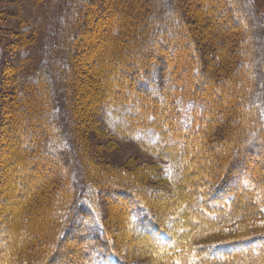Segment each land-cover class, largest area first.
<instances>
[{
    "label": "trees",
    "instance_id": "trees-1",
    "mask_svg": "<svg viewBox=\"0 0 264 264\" xmlns=\"http://www.w3.org/2000/svg\"><path fill=\"white\" fill-rule=\"evenodd\" d=\"M6 1L9 0H0ZM11 1L18 3L19 30L14 31L16 39L10 40L7 38L10 30L0 28V115L6 109L4 104L7 101L8 109L19 113V124L14 128L16 132L21 130L22 138L27 141L21 148L20 169L26 173L23 185L28 191L32 185L34 189L37 185L47 189L51 175L57 184L51 189L54 192L49 199L43 202L42 218L44 214L52 213V222L58 224L61 219L62 223L48 246L43 249L38 244L37 254L42 255L34 264H129L119 253L115 237L106 236L109 230L93 201L80 204L90 216L80 230L82 234L76 247L61 249L69 224H73L75 216L78 218L77 210L68 207L75 198L73 193L77 192L78 196L84 192L85 182L98 184L100 189V179L104 174L103 171L98 174L99 170L94 168L90 171L84 163L79 120L83 121V116L87 118L89 115L77 114L74 106L78 96L77 73L83 60L80 58L81 45L87 40L90 5L95 1L104 6V14L114 10L117 14V20L107 33L100 80L92 89L98 98L95 119L102 127L107 123L103 130L114 137L132 138L144 149L168 158L172 170L170 177L177 181L175 188L184 190L181 194L183 200L176 209L183 210L184 204L187 207L182 220L186 227L177 224L178 216L170 217L174 215L170 210L166 213L170 225L165 228L146 199L136 196L126 186H110L125 194L126 198L118 210L123 215L124 228L129 226L127 233L141 235L146 242V251L152 255V260L144 263L264 264V231L209 242L199 238L238 219L264 217V173L261 169L255 173L246 167L247 152L264 148V101L261 98L264 95V12L261 5L255 0H232L238 10L233 8L234 17L231 24L226 25L220 20L222 5L213 2L211 13L216 19L207 16L203 29H200L206 40L201 41L210 48L209 59L217 70L237 67L230 68L232 71L228 76L217 84L211 76L213 71L208 75L202 74L199 79V72L205 73L202 59L191 63V71L198 74L195 79L203 90L196 93L189 84L191 75L181 78L183 67H172L162 54L164 50L180 53L190 42L193 43V48L189 46L190 54L198 52V36L188 33L186 43L178 37L183 35L182 29L189 21V16L187 21L184 17L186 10L197 12L193 2L115 0L116 4L109 8L102 0ZM168 13L175 17H168ZM2 16L0 14V19ZM229 46V52L222 50ZM7 70L13 73L9 76L10 82L3 87L1 81L8 77ZM161 70L169 71L166 80L178 88L176 91H171L159 78L155 80V75H159ZM133 78L137 80V88L134 83L125 82V79L131 81ZM154 80L155 88L151 84ZM208 85L209 91L206 90ZM138 88L148 94L152 92L155 97L141 96ZM211 93L226 94L230 98L223 106L220 103V108L215 99L209 98ZM208 104H212L211 111L210 108L207 110ZM138 106L141 107V111L138 110L141 116L135 115ZM195 109L200 112H195ZM106 113L111 117L109 123L105 121ZM150 119L154 122H149ZM217 125H226L227 134L210 139ZM253 126L256 137L240 144L244 134ZM17 137L21 142L22 138ZM169 138L177 141L178 145L162 146ZM235 143L239 145L217 173L215 168L219 165L215 162L227 156ZM188 145H197L196 151H192L196 153L188 154ZM193 158L196 166L185 164L186 161L192 162ZM259 165L264 166V156ZM37 166L42 172L40 175L31 172L38 170ZM186 166L189 177L181 181L179 173ZM214 175L218 177L215 182ZM193 176L199 177L198 181ZM31 177H35L34 182H30ZM237 177L240 183L239 180L235 182ZM233 180V184H240V188L227 192ZM186 188H191L188 190V193L192 191L191 194H186ZM247 197H253V201L245 202ZM209 200L214 201L211 206ZM67 207L70 214L61 217L59 213ZM195 221L200 225L197 226ZM25 222L29 221L26 219ZM16 236L11 232L12 242L18 238ZM41 240L40 237L38 241ZM29 261L24 256L15 264H27ZM0 264L10 263L3 260Z\"/></svg>",
    "mask_w": 264,
    "mask_h": 264
},
{
    "label": "rangeland",
    "instance_id": "rangeland-1",
    "mask_svg": "<svg viewBox=\"0 0 264 264\" xmlns=\"http://www.w3.org/2000/svg\"><path fill=\"white\" fill-rule=\"evenodd\" d=\"M18 1L32 3V1L30 0ZM102 1L104 2V5L109 8L112 7L113 3L116 4L115 0ZM183 1H185V3L193 2V4L196 5L195 9L197 10V12L193 13L186 10L184 17L187 21V17L189 16V21L185 24V29H182L183 35H178V37L180 41L186 43L189 40L187 38L188 33L192 34L193 37L198 36V52L194 53L192 51V54H190L189 46L193 48V43L190 42L185 50L181 51L180 53H170L169 50H164L162 54L165 56V59L170 63L172 67L178 69L180 67H183L184 70L182 71L180 77L184 78L185 75L190 74L192 77V81H189V84L191 85L193 91H195L196 93H202L203 90L202 88H200L199 83H197L198 80L195 79L198 74L195 73V71L193 72V70L191 71V63L202 59L203 65L205 66V73H202V71L199 72V74L201 75L199 79L202 78V74L208 75L213 71L214 75L211 73V76L213 81L217 84H220L223 81V77L225 78L228 76L229 71H232L230 68L235 69L237 67L232 66L230 68H222L221 70H217V67H214V63L209 59L211 50L201 41L202 39L206 40L201 36V30L203 29L202 25L203 23H205L207 16H212V19H216V16L212 15L213 13H211V11L213 12L214 9L213 2H215L216 4L217 2H219L222 5L220 20L223 21L226 25H230V22L234 17L233 8L235 7V11H237L238 9L237 6H234L235 4L232 2V0ZM255 1L259 3V5H261L262 11L264 12V0ZM90 6L91 7L89 15L91 18L89 19V27L87 29V40L83 41V44L81 45L83 50L80 54V58L83 60L82 63H79L80 70L77 73L78 96L77 100L74 103V106H76L75 112L77 114H83L85 116L89 115V117L87 118L83 116V121L79 120V124L82 127L80 128L79 138L82 142L81 145H83L81 146V148L83 153L82 155H84L85 158H83L84 163L87 165V167H89L90 171L92 168H94L97 169V171L99 170L98 174H100L99 172L102 171L104 172V174H102L103 177L100 179V189L98 184H92L95 185L92 186L90 185L91 183L86 184L85 182V186H83L85 187L84 192L79 194L80 196H77V192L73 193V196L75 198L71 203L68 204V207H74V210H77L78 218H76L75 216V221L73 222V224H69L70 229L68 231L66 240H64L62 243L61 249L65 250L66 248L68 249L74 246L76 247L78 237L82 234L80 230L84 226L83 224L86 222V219H88V217L90 216L88 211H85V209H83L80 204L93 201L95 207L99 212L102 213L105 221L104 225L109 230V233H107L106 236H108L109 234L110 237H115L114 242L119 253L125 257L126 261L129 264H145L144 262H150L152 260V255L145 249L146 242H144V238L139 234L136 235L134 233L135 235H133L127 233V229H129V226L127 228H124L123 222L121 221V219H123V215H121L118 208L119 205H121L120 203L122 202V200L126 198L125 194L121 193L120 191L118 192V190H115L110 186L114 184L118 186H126L130 188V190L136 196L146 199L153 213L165 228H168L170 225L169 221L167 220L166 214L170 210L174 211V215H170V217L178 216V219L175 220L177 221V224H179L180 227L185 226V223H183L182 220L184 218V213L187 210V207L184 204L183 210L176 209L177 205L181 204V201L183 200L181 198V194L184 193V190L180 189L179 191L175 188V184L177 183V181L175 180V178L170 177L172 170L168 158L144 149L143 147H141L140 143L132 138L126 139L125 137H123L122 139H120L114 137L112 134L105 131L106 129L103 130V127H106L107 125L105 124L107 123H103V127L101 124L97 123L94 113H96L95 111H97L95 110V107L98 106V98L96 97V95H94V93H92V89L95 83L97 81L99 82L100 80L99 74L102 73L103 69L101 67L104 63V61L102 62V60L105 59V57H102L103 49L105 44L108 42L107 33L109 27L114 24V21L117 20V18L115 17L117 14L115 13V10L113 12H110L109 14H104V6H101V3H97L96 1ZM0 12V14L3 15L0 19V28H2L3 30H10L7 38L10 40H15L16 36L14 35V31L19 30V19L17 16L18 3L11 0L0 2ZM167 16H172V19L173 17H175V15L169 13L167 14ZM231 16L232 18H230ZM220 36L221 35H219V37ZM222 50L224 52H229L230 46L228 49ZM168 62L165 61L164 64L167 65ZM162 63L163 62L161 61V64ZM172 69L173 68H171V70ZM7 72L9 73L7 74L8 77L1 81V85H3V87L10 82L9 76L11 73H13L10 72V70H7ZM168 73V70H161V73H159V75H155V80L159 78L161 82H165V84L170 87L171 91H176L178 88L173 84H170L166 80ZM101 80L103 81V78H101ZM155 80L151 81L152 86L156 84ZM125 82L134 83L133 86L136 88L138 87L137 80L135 78H133V80L131 81L129 79H125ZM146 84H148V81ZM143 86L145 85L143 84ZM139 87L140 89L142 88V86ZM155 87L157 86H154L153 88ZM146 88L148 89L149 86L147 85ZM209 88L210 87L208 85L206 90L209 91ZM137 92L141 96L148 99H152L153 97H155L152 92L148 94V92H146L144 89L139 90L138 88ZM209 98L215 99V101L219 103L220 107V103L223 106L226 100H229L230 97L226 94L220 96L215 93H211V96ZM261 98L264 101V95H262ZM9 103L11 102L9 101ZM208 105L209 107L207 108V110H209L212 104ZM8 106L9 105L7 101V103L4 104V108L6 109H3L4 111L0 115V262L5 260L10 264H15L25 256V258H29L30 260L27 264H34L35 261L38 262V260H40L42 255V253L41 255L37 254V247L39 246L38 244H41L42 248L44 246H48V243L53 241V239L56 237L57 231L59 232V226L62 224L61 219L59 220L58 224L55 221V224L52 222V213L50 215L47 214V216L46 214H44L42 218V207L44 206L43 202L47 201V198L49 199L51 193L54 192V190L51 191V189L56 187L55 184H57V182L55 179L54 181L53 177L50 175L51 183L49 182L47 189L40 188L38 187V185L36 187L37 189H34V185H32L31 190H26V186L23 185V182H25L26 180L24 176L26 173H23L20 168L22 165L21 162L23 156L21 154V148L27 141H25V138H22L21 130L20 132L19 130H17L16 132V129L14 128L16 127V124H19V113L16 114L14 109H8ZM140 108V106L136 108L137 111L136 113L134 112L136 116H141V114L139 113L141 111ZM195 112L199 113L200 110L195 109ZM127 115H129V110L127 111ZM109 117V114L106 113V120H104L106 122L110 121L111 117ZM149 122L154 121L150 119ZM253 128L254 126L249 130V132H246L245 134L243 133L244 137L242 139L240 138V144H242L244 141H247L249 138L256 137V135L253 133ZM227 131L228 130L226 125L218 126L213 129L212 134L209 138H222L227 134ZM198 134L199 132H196V135ZM17 135L22 138L21 142ZM175 145H178L177 141H175L173 138H169L166 145L162 146L173 147ZM237 145H239V143L231 145L227 156L215 162L219 165V167L215 168V171H220L221 166L230 158ZM196 146L197 145H188L186 152L188 154H190V152L191 154L196 153H192V151H196ZM263 156L264 148H259L257 152H247L246 157L248 161L246 163V167L249 169L251 168L255 173L259 169H261L264 173V166L261 165L260 167L259 165ZM90 164H92L93 166H91ZM185 164L188 166H196L194 158L192 162L186 161ZM187 168V166L186 168H182L181 172L179 173V178L181 179V181H184L189 177ZM240 169H243V167H240ZM219 171L217 173H219ZM31 172L34 175H40L41 171L38 167V170L33 169ZM217 178L218 177L214 175L213 182H215V179ZM34 179L35 177H31L30 182H34ZM193 179H196V181H198L199 177L193 176ZM237 180H239V183L241 182L238 177L235 178V182H237ZM37 181L39 182L38 178ZM235 182L233 180L230 183V185L232 186L227 187V192L229 191L231 193L235 189L240 188V184H233ZM188 190H191V188L185 189L187 195L191 194L192 192L190 191L188 193ZM244 199L245 202H249L250 200L253 201V197H247ZM213 203V200H209V206H211ZM238 204H240V202ZM68 207L66 208V210H64V212L60 211L61 213L59 214L62 215L61 217H64L65 215L68 216L70 214V209H68ZM252 217L244 218L243 220L238 219L223 224L220 229H217L214 232H210V234L204 235L205 237H199L200 241H216L264 231V217ZM26 219L29 222H25ZM62 220L64 221L65 218ZM175 221H173V223ZM195 224L197 226L200 225L198 221H195ZM197 226L195 227L197 228ZM11 232L16 233V237H18L13 242L11 239ZM40 237L41 239H43L41 240V242L38 241Z\"/></svg>",
    "mask_w": 264,
    "mask_h": 264
}]
</instances>
